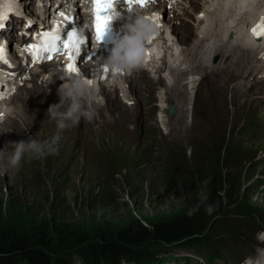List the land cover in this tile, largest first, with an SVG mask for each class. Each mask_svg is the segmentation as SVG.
<instances>
[{
	"label": "rangeland",
	"instance_id": "1",
	"mask_svg": "<svg viewBox=\"0 0 264 264\" xmlns=\"http://www.w3.org/2000/svg\"><path fill=\"white\" fill-rule=\"evenodd\" d=\"M178 22L170 25L177 30L171 39L182 49L183 63L187 60L189 64L188 53L195 49L197 38L188 21ZM11 27L8 25L2 33L11 35ZM209 51L199 45L200 62L210 60ZM226 51L214 55L217 60L203 66L204 70H194L196 81L191 83V93L182 84L186 71L178 70L172 74L174 84L166 88L162 77L146 87L143 83L138 85L137 80H123L124 90L130 91L135 103L131 108L120 99L119 89L114 88L113 94H90V99H97L96 107L89 109L93 112L92 121L82 119L64 133L59 155L42 161L25 159L15 177L0 176V228H12L18 233L14 235L28 238L37 248L43 245L40 237L45 236V240L49 237L52 244L59 246L60 252L85 255L96 229L113 230L137 221L169 219L184 210L189 200L187 173L195 179L202 170L209 174L211 162L218 159L222 172H226V166L232 169L233 203L224 216L209 222L204 234L222 239L233 259L245 264L259 244L257 237L264 234V86L258 82L256 70L261 65L254 52L233 45ZM163 63L160 61L162 70ZM37 87L14 100L13 104L21 106L23 113L9 124L11 131L0 135V148L11 152L10 142L28 135L47 139L55 132V123L47 117L46 110L59 97L52 98L51 91ZM155 88L166 91L161 95L162 101L167 93L168 101L172 98L180 105L178 115L170 119L166 136L160 133L157 123L163 124L165 110L159 100L163 112L162 120H157ZM9 122L0 128H6ZM25 127L29 129L24 131ZM225 153L235 163L224 161ZM195 185L203 191L200 183ZM250 218L255 221H247ZM59 223L66 230L85 232L88 239L82 244H61L63 237L50 231ZM145 245L147 255H156ZM169 251L179 257L199 256L189 246H173ZM206 252L203 246L202 253ZM221 254L225 261L215 264H225L226 254Z\"/></svg>",
	"mask_w": 264,
	"mask_h": 264
},
{
	"label": "trees",
	"instance_id": "2",
	"mask_svg": "<svg viewBox=\"0 0 264 264\" xmlns=\"http://www.w3.org/2000/svg\"><path fill=\"white\" fill-rule=\"evenodd\" d=\"M227 157L230 156L225 153L224 161L230 165L235 163ZM208 169L209 174L202 170V173L197 175V179L187 173L185 181L189 186L186 192L189 200L184 210L169 219L148 223L137 221L132 225L117 227L113 230L108 227L96 229L97 233L92 237L93 241L89 243L85 255L73 256L72 253L75 252L66 250L60 252L59 246L52 244L49 237L45 240V236L40 237L39 241L43 245L37 248L28 238L14 235L16 232L12 228H0V264H20V261L22 264H121L123 260L131 261L133 264H158L156 262L161 259L157 255L171 252L169 250L173 246H189L196 251L205 246L211 250L209 264H212L214 259L219 258L217 257L219 251L225 248V245L222 239L204 234V231L211 220L224 216L226 208L233 203L234 192L231 185L235 184V180L231 167L226 166V172L219 169L218 159L213 160ZM194 182L203 186L202 192ZM201 193L207 196V200L203 203H200ZM198 204L199 210L194 215L188 216L189 209ZM209 204L216 206L211 215L206 214L205 211ZM242 220L246 219L242 218ZM247 221L255 220L250 218ZM61 226L62 223H59L58 226L54 225L50 228L52 235L59 234L63 237L61 244L67 245L69 241L82 244L88 239L85 232L72 228L66 230L65 226L62 228ZM207 233L210 234V232ZM142 244H147L148 250L153 249L151 254L156 255H147L146 245L142 246ZM138 245L140 248H136ZM53 254L59 256L54 257ZM171 258L169 254L168 259Z\"/></svg>",
	"mask_w": 264,
	"mask_h": 264
},
{
	"label": "clouds",
	"instance_id": "3",
	"mask_svg": "<svg viewBox=\"0 0 264 264\" xmlns=\"http://www.w3.org/2000/svg\"><path fill=\"white\" fill-rule=\"evenodd\" d=\"M134 35H129L123 39L118 38L114 41L111 49L108 62L116 64L118 68H124L131 71L137 67L139 61H129L122 52L128 47L129 40L135 43L142 52L140 42L146 39L155 30L154 26L148 21L137 18L129 27ZM50 91L49 89H45ZM88 85L83 81L74 79L60 83L57 88L58 102L48 106L46 113L47 117L54 121L55 132L47 139H37L33 135H28L26 139H20L15 142H10L12 148L8 152L5 148H0V176L15 177L22 167V161L28 160H44L49 156L59 155L61 140L64 133L79 125L82 119L92 121L93 113L89 110L86 104ZM29 127L23 130L27 131ZM11 131V129L0 128V133ZM207 200L204 193L200 195V203ZM199 204L189 209L187 215L192 216L199 210ZM215 205L209 204L205 211L211 215L215 211ZM259 244L254 246L253 254L245 259V264H264V234L257 237Z\"/></svg>",
	"mask_w": 264,
	"mask_h": 264
},
{
	"label": "bare ground",
	"instance_id": "4",
	"mask_svg": "<svg viewBox=\"0 0 264 264\" xmlns=\"http://www.w3.org/2000/svg\"><path fill=\"white\" fill-rule=\"evenodd\" d=\"M177 9H178V6H176V10ZM202 11H205L206 14H205V17L203 20L197 21V35H196V37L199 38V40L201 39L200 43H201V46L203 48L206 47L208 49H214L218 46V50H219L221 47H225L222 49V53H226L227 52L226 48H228L230 45H233V46H235V45L240 46L241 45L242 48H246L247 51H250V52H251V50L256 49L258 47V46L252 47L248 44L247 41L250 39L245 37L244 31H245V27L247 29H249L253 25V22H249V21H255L256 13L264 11V0H209L208 3L206 1H204ZM162 25L167 29V35L165 36L164 39L161 38L160 40H158L154 44V46L152 48L154 51L153 62H155V60H156V55H158L159 52H161L163 50V60L166 59L169 67L165 71V69L167 67V63L164 62L165 63L164 64L163 62H161L165 66V69L162 71L163 72L165 71L164 79H166L168 82H170L172 80V76H173L172 74L173 73H177L178 70H182V72L188 71V70H190V68H188V65L183 63L185 55L182 58V54H183L182 49L179 48L177 42L174 41L175 37H174L173 33H175L174 30H176V29H174L172 26H170L171 25L170 22H169V24L163 23ZM217 28L219 29V31L221 33V36H222L221 39H219L216 42V41L206 40L204 38L206 36H209L210 38L217 36ZM169 32H170V35H169ZM172 37H174V38L171 39ZM176 40H178V39H176ZM198 44H199V42H198ZM172 47L177 52L175 55L172 53V51H170V52L168 51L169 48H172ZM190 53H191V60L194 62L197 54H196L194 49H192V51ZM210 55L212 56L213 53L210 52ZM161 59H162V57H161ZM177 65H179V66H177ZM182 65H183V67H180ZM154 66L157 67V70H158V68L161 69L160 66H156V65H154ZM162 68H163V66H162ZM51 77H52V70L50 72L46 71V78L48 79V83H49V80L51 79ZM90 77H91L92 84H94V86L89 87V84L85 83V81H84V83L86 85H88V89H89L88 93H90V91L98 92V89L96 87V85H97L99 88V94H101L103 83L102 84L97 83L95 85L94 75L92 74V75H90ZM97 77H98V74H97ZM113 78H114L113 81L121 87L120 84H122V82H123L121 77L120 76H114ZM37 88L39 89V87H37ZM162 91L159 93V97H160L161 103H164V105L162 107L165 110V107L167 105L165 100L167 99L168 94L166 93V97L162 101L161 95H162V93L166 92V91H163V92ZM188 93H191V84H190V87L188 89ZM90 96H92V95H90ZM87 101L89 102L88 105H89L90 110L94 109L96 107L95 102H93L90 99H87L86 104H87ZM4 103L7 105V102H4ZM42 105H43V103H42ZM160 105L161 104H159V106ZM103 108H104V106H103ZM7 111L9 113L13 110L10 106L7 105ZM162 112L163 111H161V108H160V111H159V118L160 119H161V113ZM99 116H100V114H99ZM162 116L164 118H163V120L161 119L163 122V124H161V127L164 128V130L167 131V133H168V130L166 127V122L168 121L169 117L165 112L162 114ZM162 133H164L163 130H162ZM167 133H164V134H167Z\"/></svg>",
	"mask_w": 264,
	"mask_h": 264
},
{
	"label": "snow or ice",
	"instance_id": "5",
	"mask_svg": "<svg viewBox=\"0 0 264 264\" xmlns=\"http://www.w3.org/2000/svg\"><path fill=\"white\" fill-rule=\"evenodd\" d=\"M148 2H151V0H122V2L121 0H92L94 13L93 27L96 33L95 43L97 44V48L110 31L113 20L120 14L118 5H123L124 9L133 11L134 5L146 8ZM109 15L111 16V19H108ZM61 16L63 17L64 25H72L63 35L60 34L61 25L59 23L51 30H42L36 32L32 34L31 37L36 41V43L27 45L25 51L32 58V63L51 60L53 58V54H61L66 52L70 61L65 68L66 75H78L80 74V69L76 63L77 60L81 58L82 54L84 59H94L97 56L96 51L90 50L89 36L86 34L87 29H85V34L80 32L79 18L69 16L65 13H61ZM137 18L148 19L157 22L159 20V16L157 14H152L149 17H138L136 15L135 19ZM5 19H7V17ZM198 19H202V15L201 17H198ZM32 23V21H29L27 27L30 28ZM3 27L4 25L0 24V29H3ZM129 27L125 35H134V32L130 31ZM258 28L264 29V16H262L258 24L254 25L250 30L253 37L257 40H259L261 37H264V31H260L259 34H257ZM153 40V37H149L147 40H142L141 44L144 48H147L150 46ZM144 59H147V52L144 53ZM0 62L9 64V61L7 60V54L3 46H0ZM9 66L11 67L10 64ZM97 70L105 73V77L102 78H106V75L110 71V69L102 63ZM12 75L15 74L13 73ZM85 83L90 85L92 81L91 79H86ZM0 98L3 97L0 96ZM0 118H2V114H0Z\"/></svg>",
	"mask_w": 264,
	"mask_h": 264
},
{
	"label": "water",
	"instance_id": "6",
	"mask_svg": "<svg viewBox=\"0 0 264 264\" xmlns=\"http://www.w3.org/2000/svg\"><path fill=\"white\" fill-rule=\"evenodd\" d=\"M174 109H175L174 105L173 104H170L169 105V110H170L171 113H172V110H174Z\"/></svg>",
	"mask_w": 264,
	"mask_h": 264
}]
</instances>
